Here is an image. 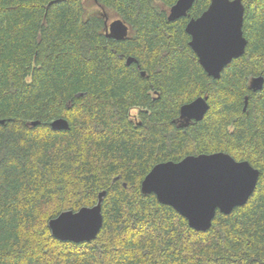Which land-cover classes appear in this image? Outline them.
I'll use <instances>...</instances> for the list:
<instances>
[{"label": "trees", "instance_id": "obj_1", "mask_svg": "<svg viewBox=\"0 0 264 264\" xmlns=\"http://www.w3.org/2000/svg\"><path fill=\"white\" fill-rule=\"evenodd\" d=\"M241 1L244 53L214 79L184 19H167L176 0H0V264H264V82L248 88L264 77V0ZM101 13L128 35L107 38ZM204 95L203 118L178 127L180 106ZM59 117L68 129L51 128ZM214 152L259 176L208 230L141 192L155 164ZM101 191L93 240L51 235L48 220Z\"/></svg>", "mask_w": 264, "mask_h": 264}, {"label": "water", "instance_id": "obj_2", "mask_svg": "<svg viewBox=\"0 0 264 264\" xmlns=\"http://www.w3.org/2000/svg\"><path fill=\"white\" fill-rule=\"evenodd\" d=\"M194 1L176 0L169 8L167 19L173 21L184 16ZM101 15L105 18L104 34L107 38L122 40L128 35V25L120 18L109 20L106 13ZM243 16L241 0H210L199 17L186 23L185 32L190 35L188 45L208 76L219 78L223 68L244 53L247 41L242 31ZM132 61V57L126 58V64ZM140 74L145 73L141 71ZM263 82L262 76L251 77L248 88L257 91ZM207 99V95L199 96L181 105L178 127L201 120L209 107ZM246 104L247 96L244 97L243 110ZM30 124L35 126L38 122ZM50 126L54 130H66L68 122L59 117L52 120ZM258 176V169L246 160H235L224 152L201 153L187 155L177 162L169 160L155 164L142 179L140 190L143 194H154L159 203L173 208L186 219L190 228L204 232L210 228L217 211L229 214L247 202ZM104 195L105 191L99 192L96 203L90 207L62 211L48 220L51 235L72 243L93 240L103 224Z\"/></svg>", "mask_w": 264, "mask_h": 264}, {"label": "flooded vegetation", "instance_id": "obj_3", "mask_svg": "<svg viewBox=\"0 0 264 264\" xmlns=\"http://www.w3.org/2000/svg\"><path fill=\"white\" fill-rule=\"evenodd\" d=\"M204 12V8L199 10V11H194L192 10V6L187 10L186 14L182 17H180L179 19H184V31H185V25L186 23L190 20V19H196L197 17H199L202 13ZM187 34V33H186ZM188 35V34H187ZM189 36V40H190V35ZM188 40V42H189ZM137 117L134 118V120ZM178 119V118H177ZM174 120V122L176 123V125L178 126L179 122L177 123L178 120ZM191 122V121H190Z\"/></svg>", "mask_w": 264, "mask_h": 264}, {"label": "rangeland", "instance_id": "obj_4", "mask_svg": "<svg viewBox=\"0 0 264 264\" xmlns=\"http://www.w3.org/2000/svg\"><path fill=\"white\" fill-rule=\"evenodd\" d=\"M136 113H137V110H133V111H132L131 115H132L133 118L136 117Z\"/></svg>", "mask_w": 264, "mask_h": 264}, {"label": "snow or ice", "instance_id": "obj_5", "mask_svg": "<svg viewBox=\"0 0 264 264\" xmlns=\"http://www.w3.org/2000/svg\"><path fill=\"white\" fill-rule=\"evenodd\" d=\"M209 46H211V45H209ZM235 167H239V166H235Z\"/></svg>", "mask_w": 264, "mask_h": 264}]
</instances>
